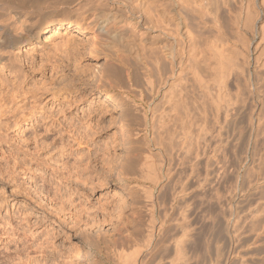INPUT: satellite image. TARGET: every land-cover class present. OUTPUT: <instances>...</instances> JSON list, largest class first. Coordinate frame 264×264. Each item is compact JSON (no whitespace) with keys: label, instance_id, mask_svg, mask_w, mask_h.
I'll use <instances>...</instances> for the list:
<instances>
[{"label":"rangeland","instance_id":"obj_1","mask_svg":"<svg viewBox=\"0 0 264 264\" xmlns=\"http://www.w3.org/2000/svg\"><path fill=\"white\" fill-rule=\"evenodd\" d=\"M70 19L78 20L79 26L86 29L58 28L65 38V46L57 48L51 43L55 29L51 25L40 29L31 43L17 48L24 73L22 83L14 72L0 65V264H108L110 255L106 253L113 241L125 239L140 215L149 218L145 208H141V213L138 209L149 204L148 199H143L144 194L139 193L143 187L150 190L151 180L127 182L120 171H123L121 164L126 151L133 152V148L141 145L143 152L144 135L150 139L156 130L151 129L149 120L136 123L137 118H132L135 113L142 114L132 110L130 101L135 98L134 92L127 95L123 89L112 87L115 84H109L105 77L106 67L111 63L126 70L122 69L125 65L113 61L108 53L121 48L103 37L91 23L92 16L72 15ZM251 51L254 50L250 48L249 63L246 67L243 65L249 75L244 70L242 75L252 85L256 75L253 73H261L263 77L264 68L253 60ZM232 77L225 79L230 95L225 90L226 96L232 95L233 100L237 90L233 88L236 85ZM205 79H209L211 87H216V80L211 76ZM240 80L238 94L244 93L249 105L235 104L234 107L238 105L232 108L235 111H229L225 119L227 125L223 117L218 118L219 125L213 122L214 107L211 111L207 107L205 112L202 110L203 116L199 115L201 109L194 110L195 118L199 115L193 126L194 134L198 133L197 122L201 124L203 117H206L202 122L204 129L211 134L207 139V159L193 161L197 165L193 164L194 170L188 172L187 163L181 161L182 165L175 160L169 166L170 172L164 170L172 124L166 126L169 130L165 127L162 129L167 131H160L162 144L152 143L156 135L149 142L150 149L145 147L143 153L154 154L150 160L152 170L156 171L154 167L161 163L160 192L157 188L154 190L160 196L157 199L162 206L160 217H165L163 236L160 235L163 244L160 264H168V258L173 255L172 248L166 244L181 235L177 224L182 213L190 230L184 244L185 256L190 259L185 264H264V158L260 155V142L252 141V127L250 119L247 120L252 104L256 103L254 97L247 96L252 86L248 83V89L247 83ZM242 84L248 90L241 89ZM133 87L130 88L136 90ZM195 95L198 99V91ZM164 112L167 111L163 110L160 97V106L151 112L147 110V118ZM178 127L176 130L181 132ZM201 143L198 140L202 148ZM183 207H187L185 212ZM249 211L259 213L260 218L254 224L249 223L252 215Z\"/></svg>","mask_w":264,"mask_h":264},{"label":"bare ground","instance_id":"obj_2","mask_svg":"<svg viewBox=\"0 0 264 264\" xmlns=\"http://www.w3.org/2000/svg\"><path fill=\"white\" fill-rule=\"evenodd\" d=\"M71 1L73 2L74 0H0V65L7 71L14 72L19 82L21 81L22 83L24 73L17 52V48H19L20 45L31 43L33 39L38 37L40 29L55 25L50 41L55 47L61 48L66 45L65 38L57 29L61 27H66V29L77 27L78 29L84 30L86 28L79 26L78 20H69V17L72 15L76 18H81L84 15L92 16L93 19L91 23L96 25L97 29L103 33V37L110 41L109 43L113 45L116 44L121 48L119 51L123 55L120 53L118 54L117 52L119 51L109 50L110 52L108 53L112 56L111 59L113 61H119V63L121 62L125 65L122 69L126 70H120L111 63L113 61H110V65L107 63L105 64L108 65L105 71L106 76L103 75V73L102 75L107 77L106 79L110 81L109 84L111 82L115 84L112 85V87L117 86L119 89H123V92H126L127 95L134 92L135 98L130 101L133 102L132 110L141 111L142 114L138 115L135 113L132 118H135V120L137 118L136 123L141 122V120L147 123L149 120L152 126L151 129L155 128L157 135V138H154L155 140L157 139V142L154 140L152 143L162 144L160 140V135L162 133L160 131L163 132L164 130L162 128L165 129L168 124H172L173 126L171 133H169L170 142L167 141L169 142V148L166 150L167 153L164 152L167 154L166 159L168 161L165 162V172H170L169 166L174 160L179 163L181 161L187 163L185 165H188V172L194 170L193 161L196 162V159L198 161L201 157H206L207 159L208 156L207 139L209 132H207V129H204L205 126L202 124L206 117L202 118L201 124H199L200 121L197 122L199 127L197 134H194L193 127L194 124H196V118L202 115V110L205 112L208 108L211 111L210 108L214 107L216 112L212 114L215 115L216 113V117L214 116L216 119H211L216 125H219L218 118L223 117V120L228 119L227 115L229 111H235L232 110L235 104L240 102L242 106H245V104L249 105L246 103V96L244 93H240L239 96L238 91L240 92V88L238 86L240 85L239 80L241 78L243 79L242 81L245 82L243 70L246 67L245 64L247 65V62L250 61V48L254 50V52L251 51L254 53L253 60L259 63L260 66H258L260 68H264V0H89L88 3H84L83 0H76L70 7H67L69 6L68 3ZM258 70L260 69L258 68L257 71ZM245 72L244 70V73ZM248 73L246 72V75H249ZM253 74L256 75L255 79L252 80L254 81L252 85L250 84L251 82H245L247 85L249 83L252 89L248 90L250 87L249 85L248 89L245 88L246 85L243 84V87L242 85L240 87H242L241 89L243 90L244 88L248 90L249 94L246 93L247 91L245 92L247 96L250 95L255 98L254 101H256V103L252 104L251 114L249 111L248 113L250 115L248 114L249 118L247 117V120L250 119V121H248L251 123L252 127V141L254 140L255 144L256 142H260L262 146L260 155L264 158V76L262 77L261 73ZM227 75L229 79L233 76L232 79L234 78V81L231 80L234 82V85H236V87L233 86V88L237 90L235 91V99L233 100L232 95L231 97L226 96L227 93L225 88H227L228 85L226 87L225 79L228 78ZM207 76H211L214 81L216 80L215 85L212 82L214 87L216 86L215 88L211 87L210 82L208 83L210 78L208 80L205 79ZM242 81L240 80V83H244ZM125 87H127V89H125ZM130 87L136 88V90H132ZM227 90L230 95V89L227 88ZM197 91L199 94L198 99L197 97L195 98V96H197L195 95ZM242 96L243 98H239ZM160 97L163 110L166 109L167 111L166 113L164 112L166 116L160 115V112L156 116L152 114L151 118H149V116L147 118V110L151 112L160 106ZM240 103H238V105H241ZM196 108L199 110L201 109V114L198 111L199 115L195 118L196 113L194 114V110ZM209 110L208 112H210ZM245 115L247 116V114ZM212 116L210 115V117ZM207 121L208 118L206 122ZM176 123L181 126V129ZM226 123L228 122L226 121L224 124ZM204 124L207 125V123ZM213 125L215 126V124ZM210 126L214 127L212 125ZM176 127H178L181 132H178ZM195 128L197 129L196 125ZM166 129H168V127H166ZM212 130L210 129V132H212ZM216 133H219V130H217ZM135 135H137V133ZM156 135L154 136L152 134L154 137H156ZM152 136L150 135V139H148L144 135L146 150L150 149L149 142L153 140ZM209 136H211V134ZM162 138H164V136ZM198 140L202 142V148L199 147L200 143L198 145ZM251 144L253 145V143ZM145 147H143V152H145ZM133 149L135 153H133L134 151L131 152L132 150L126 151L124 162L121 164L123 171L120 172L124 173L123 175L127 182H143L145 179L150 182L151 180L150 190L149 188L144 189L143 187L142 193H139L144 194L142 197L143 199H148L149 204H144L143 202L144 205H142V207L140 206L139 209L137 208L140 213L143 212L141 208H145V215H148L149 218L144 219L143 215L139 214V219H136V224L134 223L136 226L134 225L132 231H130L127 236L125 235V239L113 241V245H111L110 250L106 253L110 255L107 258V263L160 264V260L163 259L160 257V247L163 245L160 243V238H162L160 235L163 233L162 230L164 229L165 223L163 218L165 217H160V207L162 206H160L161 201L158 202L157 200L160 196L158 197L155 195L154 190L157 188L160 192L161 163H159L158 166L156 165V167H154L156 171H153L152 163L150 167L151 151H148V153L146 151L147 154L141 152V145ZM214 150H217V148ZM101 159L100 160L103 161V158ZM195 164L194 167L197 166ZM206 166L207 164L205 163L204 171H206ZM150 170L153 171V176H151V178L149 176ZM176 180H178L177 177ZM171 181H173V184L175 183L174 180ZM183 188L181 189L184 191ZM186 209L184 208V212ZM166 211L168 210L166 209ZM253 212H251V222L249 223L254 224L259 213L256 215V212L254 214ZM182 216L183 217L180 218L181 221L179 220L180 222H177L178 227L181 229V235H179L178 238H172V241L166 244L173 250V255H170L171 257L168 258V264H178V261L184 262L185 264V262L190 259L188 256H185L186 253L184 251V244L186 240L189 239L190 230H188L189 227L184 223V213H182ZM176 219L177 218H175V220ZM185 219L187 218L185 217ZM232 228L234 227L232 226ZM167 232H165V234Z\"/></svg>","mask_w":264,"mask_h":264}]
</instances>
